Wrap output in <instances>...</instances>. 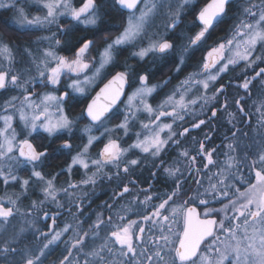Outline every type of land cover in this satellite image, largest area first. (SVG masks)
Masks as SVG:
<instances>
[{"label":"snow or ice","instance_id":"6c2138e0","mask_svg":"<svg viewBox=\"0 0 264 264\" xmlns=\"http://www.w3.org/2000/svg\"><path fill=\"white\" fill-rule=\"evenodd\" d=\"M192 2L177 0L175 10L168 14L166 30L179 27L182 11ZM231 3L232 0H209L195 13L198 30L188 37L181 49L179 59L175 61L177 72L184 65L185 57L190 59V52L195 55L211 39L212 32L227 20ZM114 4L127 10V26L114 40L106 41L104 47L97 50L96 57L92 56V50L96 49L95 36L84 35L75 39L74 34L80 31L95 33L102 22V0L100 3L98 0H82L79 7H73L70 0H47L43 5L47 9L43 19L38 16L29 18L23 8L17 7L16 0H3L0 8L14 11L15 23L21 27L57 24V31L46 38L50 46L43 50L39 60L27 49L25 55L35 64L40 80L55 87L60 84L62 75L71 74L76 78L68 87L83 94L85 88L82 85L94 81L108 66H113V69L118 66L117 58L122 46L134 45L147 36L153 17L162 7L156 0H114ZM141 4L142 8L138 7ZM63 15L70 17L67 29L58 24V17ZM62 41L64 50L70 51L73 58L59 55L54 50L61 46ZM258 44L264 49V0L260 3L247 0L229 38L208 50L199 71L182 82L184 92L193 83L200 85L198 98H189L186 103L184 92L176 90L155 109L148 103V97L169 81L165 80L162 85L153 84L150 70L134 68L126 63L123 70L116 71L108 84L87 104L84 116L90 124L82 129L87 139L72 155L74 121L64 110V105L75 97L65 90L59 95L46 93L32 101L31 94H24L32 82L27 78L30 69L12 71L15 66L13 47L0 42V59L9 66L7 70L0 68V91L14 88L24 94L19 106L15 104L18 97L13 96L7 101L3 106L4 112L7 113L9 107L16 108L27 129L24 138L17 140L12 126L13 115L0 116L4 122L0 127V161L4 162V166H0V180L5 185L18 184L21 189L20 195L8 196L6 201L0 197V264H47V250L62 241L64 234L69 232L68 247L57 264H264V119L259 125V140L254 138L251 146L241 144L240 139L247 137L248 133L236 127V123L243 124L250 115L246 111L245 98L250 94L254 80L259 78L258 82L264 84V67H259L254 75L239 78L235 86L240 91L233 97L234 112L228 111L227 101V88L232 81L228 85L215 84L242 61L245 71L257 61H264V57L254 55ZM176 47L170 39H149L147 46L138 47L132 55L139 61H144L150 54L167 58L174 54ZM130 79L138 86L127 97L123 120L114 129L104 127L101 121L117 103ZM113 85H117L115 90ZM210 86L212 94L208 95ZM217 97L223 98V103L210 109L207 120L194 118L191 129H200L202 125L211 129L210 121L217 118L218 111L223 109L227 112L228 122L233 124L232 139L226 145L227 159L222 164L213 157L216 148L206 146L205 141L211 139L210 135L205 133L204 140H196L190 136L189 127L179 124L173 127L176 121H184V113L189 111L190 105L202 100L206 106ZM102 99L105 101L103 104L100 103ZM49 102H55V113L50 111L52 104ZM256 110L264 117V99L260 100ZM141 111L151 119L140 122L143 131L135 133L134 143L122 147L120 141L111 135L105 137L106 143L101 140L104 133H113L117 129L127 135L130 122ZM161 117H172V123H161ZM97 126L103 128L101 136L93 134V128ZM41 131L47 133L49 145L38 148L27 137ZM165 132L166 135L162 136ZM98 141L103 143V147L91 156L90 149ZM190 141L196 143L194 152L184 147ZM173 145L178 151L175 159L168 155ZM136 149L139 154L133 152L129 156V152ZM57 155L70 156V162L59 173L46 175L42 167ZM198 157L202 160L200 168L196 167ZM21 165L30 171L29 178L19 177L12 170ZM208 165L219 169L213 173L216 183H210L203 192L199 188L190 189L185 183L186 177L193 172L199 176L201 168L206 169ZM74 168L77 172L83 170L82 178L78 182L68 180L65 185L57 186V176H71ZM145 168L149 176L142 181L136 174ZM244 169H249L252 175L241 191L236 183L244 184L241 175ZM158 176H163L166 182L171 180L168 191L160 193L154 189L152 181H156ZM102 180L115 184L112 196L103 204L107 214L99 210L89 213L86 211L92 202L89 188H94ZM195 183L199 185L200 181L197 179ZM30 188H38L40 198L32 200L28 197L30 203L22 211L19 202L22 196H27ZM230 191L235 198L229 196ZM217 196L220 197L219 209L209 199ZM45 204H55L57 210L64 209L75 223H65L58 231L51 232L36 228L37 220H51L52 225L56 224V216L45 210ZM134 209L138 219L132 218ZM229 211L233 212L231 217L228 216ZM59 214L57 211L56 215ZM221 214L223 218L217 219ZM16 218L24 220L18 229L14 223ZM226 220L229 221L227 224ZM85 224L87 228L82 227ZM174 224L181 225L179 231L173 232ZM29 229H34V238L44 237L38 247L25 246V233ZM221 235L225 237L223 241L220 240ZM206 239L208 243L201 250L200 245Z\"/></svg>","mask_w":264,"mask_h":264},{"label":"trees","instance_id":"16d2710c","mask_svg":"<svg viewBox=\"0 0 264 264\" xmlns=\"http://www.w3.org/2000/svg\"><path fill=\"white\" fill-rule=\"evenodd\" d=\"M24 1V3H23ZM0 2H3L0 1ZM101 0H98L100 3ZM158 5H162L157 10L156 15L154 16V21L158 23V27H149L152 33H148L147 36L137 41L134 45H126L122 46L120 53L117 58L118 66L113 69V66H108L99 74L96 80L93 82L94 84L86 89V91L81 93H75L69 86L73 79L64 78L59 86L56 89H52L49 85H45L44 81L40 80L38 72L35 70V64L31 62L30 58L25 55V50H29L32 52L33 56L39 60L42 57V52L44 49L50 46L49 39L47 37H52L53 33L57 31V24L47 25V26H34V27H21L15 23L16 13L12 10L0 8V42L10 44L13 47L14 55H15V66L12 68V71L23 72L27 67L30 69V75H27V78L32 80V82L28 85V92L24 94H31V97L34 99L40 98L45 93L53 92L55 95L61 94L63 91L67 90L72 96L75 97L74 100L66 102L64 105V110L71 116L74 121V127L72 132V143H73V151L72 155H75L76 150L86 142V135L82 132V129L90 124V120L84 116V110L92 99V97L96 94V92L110 79L115 75L116 71L123 70L125 64H130L134 68L143 67L145 69H149L151 72V83L152 82H163L169 79V84L173 88L175 84H180L182 79L184 78V70L189 73L191 66L189 65L191 62V58L188 56L185 57L184 65L181 67L179 72L176 71V63L179 59V54L183 46L187 43L188 37L193 35L195 30V13L200 10L203 6H205L209 0H193L192 4L185 7L181 14V23L178 28L173 30L169 34V30L165 29V24L168 22L167 17L170 11H174L177 5V0H156ZM247 2V0H234L230 7L228 18L224 23L220 24L219 27L213 32V38L215 43H218L217 40L220 38L229 37L231 34V30L233 26L237 23L238 16L240 15L241 8ZM254 3H260V0H253ZM70 3L73 7H79L82 4V0H70ZM17 7H21L26 10V15L29 18H34L35 15L39 17H43L45 15V8L39 7L35 3L28 5V0H16ZM24 7H22V5ZM143 5L139 6L142 7ZM102 22L98 25L95 33L80 31L74 34L75 39H79L84 35L95 36V44L96 49L92 50L93 57L97 56V50H100L104 47L105 42H111L117 36H119L127 26L128 20V12L120 9L119 6L114 4V0H102ZM70 21V17L67 15L58 17V24L63 26L65 29L70 27V24L67 23ZM154 22V23H155ZM74 23V22H73ZM155 23V24H156ZM153 24V23H152ZM190 26H194V30L191 29ZM83 27V26H80ZM148 28V29H149ZM147 29V30H148ZM186 29L189 30L188 34L186 33ZM156 30H158L156 32ZM165 38L170 39L175 45H177L176 50L170 58H160L157 56H152L150 54L149 57L145 58L144 61H139L137 57L132 55V52L135 51L140 46H147L149 39L151 38ZM179 48V49H178ZM54 50L59 54L66 56L68 58L72 57V53L70 51L64 50L63 41L61 46L54 48ZM189 56L190 53H189ZM192 57V56H191ZM2 59H0L1 61ZM155 61L153 65L149 66L150 62ZM0 65V68L8 69V64L6 61H3ZM247 74V73H246ZM35 77V79H32ZM131 83L129 88L127 89V96L122 103V105L114 111L113 114L110 115L108 119L103 121L102 125L106 128L111 129L112 126L120 123L123 120V107L126 105L127 97L134 91V87L138 86V84H134V81L130 79ZM44 83V84H43ZM162 92L161 95L164 96ZM20 89L9 88L7 91H0V113L4 112L3 106L9 101L13 96L18 97L15 101L17 106L23 100V95ZM9 114L16 116L17 110L16 108L9 107ZM116 114V115H114ZM114 118V119H113ZM16 119V117H15ZM19 124L18 119L14 122V127L17 128ZM99 126L93 128V134L99 136L103 132V128H99ZM112 133H104L101 136V140H104L106 143L107 140L105 137H108ZM33 139H37L38 142H41V135L34 134ZM49 145V138L44 141V144L41 147H45ZM103 143L94 144L92 149H90V155L94 156L93 149L97 147H101ZM58 146V145H57ZM70 162V156L68 155H57V158L47 162L50 168L54 169L51 173H58L61 169L66 166ZM0 166H4L2 161H0ZM10 167V165H8ZM63 166V167H61ZM59 167V168H58ZM73 179L78 181V177L76 172ZM4 188V191L2 189ZM15 187H13V183H9L5 185L2 180H0V197L2 196L4 199H7L8 196L14 195Z\"/></svg>","mask_w":264,"mask_h":264},{"label":"flooded vegetation","instance_id":"af4514ba","mask_svg":"<svg viewBox=\"0 0 264 264\" xmlns=\"http://www.w3.org/2000/svg\"><path fill=\"white\" fill-rule=\"evenodd\" d=\"M194 22L196 24V15H195ZM155 23L152 24V27H158L159 24L158 23L155 24ZM190 27H191L190 31H191V29L194 30V26H190ZM195 30L196 31L198 30L196 28V25H195ZM147 31H148V33L149 32L152 33L150 28ZM157 31L158 30H156V32ZM172 31L173 30H169V34ZM188 31L189 30L186 29L185 34H188ZM227 38H229V37H226V39ZM226 39L220 38V40H217V41L219 43V42L226 40ZM216 44L217 43H215V41H214L213 32H212L211 39L208 40V43L206 45H204L198 51H196L195 55H191V52H190V55L192 56L191 62L189 64L191 66V69L189 70V73H187L184 70L183 73L185 76L181 82L185 81L189 76H192L199 71L200 65L203 62V60L205 59L208 50H210ZM254 55H260V56L264 57V49H261L260 46L257 47V51H256V53H254ZM157 57H159V56H157ZM168 58H170V56L167 57V59ZM154 62H155L154 60H153V62L151 61L149 66L153 65ZM243 64H244V62L242 61L241 65H238L234 71L231 70V68H230V71L228 73L223 74L221 76V78L218 80V83H215L216 85H219L221 83L228 85L229 81H232V84L227 88V101H228V105H229L228 111H233V112L235 111V108L233 107V97L237 91H240L235 86L236 83L238 82L239 78L243 75H249V76L254 75V73L259 70V67H264V61H257L256 64L247 68L245 71L244 67H242ZM212 71L214 72L215 69H212ZM258 80H259V78H257V80H254L252 82V84L250 85L251 92L245 98L247 100L246 111L249 112V114H250L247 121H245L243 124L236 123L237 128L248 133L247 137H242L240 139V142L242 145L247 143L248 145L251 146L254 138L257 141L259 140V125H260L262 119H264V117H261V113L258 112L256 109L260 106V100L264 99V84L259 83ZM168 81H169V79H168ZM163 82H155L154 81L152 83L162 85ZM181 82H180V84H175L173 88L171 87L169 82L166 85L157 88V90L154 92V94L151 96V98L148 99V103H150L154 109L157 108L167 98L168 95L172 94V91H175L176 89L180 90V88L182 87ZM130 83H131V81L128 82L127 89L129 88ZM191 88H193V90L191 91V93H189L188 99L189 98H192V99L198 98V96L201 93V86L196 85L194 83ZM166 90H167V92L164 93V96H162L161 93L165 92ZM211 94H212V86H210L208 89V95H211ZM126 96H127V92H126L125 98H126ZM125 98H124V100H125ZM124 100H123V102H124ZM123 102H121V104L114 111H116L122 105ZM222 103H223V98H221V97H217L216 100L210 101L208 103V105H206V106H204V102L201 100L198 104L189 108V111L184 113V116H185L184 121H176V123L173 124V127L176 128V126L179 124L182 127H189L191 129V124L194 122V118L198 117V118H203V119L207 120V114L209 113L210 109H212L214 106L221 105ZM114 111L112 112V114L114 113ZM222 112H223V115L221 114ZM109 117L110 116H108L107 118L102 120L101 124L103 123V121H105ZM122 118H124V116ZM150 119L151 118L148 116V114L146 112L145 113L144 112L143 113L138 112V113H136V119H134L130 122V125H129L130 131L128 132L127 135H123L122 130L117 129L115 132H113L111 134V136L113 138L118 139L119 141L121 140L122 142H120V143H121L122 147H128V145L135 142V138H136L135 133L143 131L140 127V122L141 121L147 122ZM228 119L229 118H228L227 112L224 111L223 109H221L217 113V118L210 121V124L212 126L211 129L209 128L208 125H202L200 129H191V131H190V136H194L196 140H204L205 133L210 135L211 139L205 141L206 146L209 149L210 148H216V152L213 153V157L220 164H222L227 159V157L225 155V153L228 152L226 145L232 139L231 129L233 127V124L229 123ZM160 122L161 123H165V122L172 123V117H161ZM115 126H112L111 129H114ZM17 128L19 129L18 132L20 133V137H21V135L24 136L26 130L23 131V127L20 124V121H19ZM15 129H16V127H15ZM38 135H41V138H40L41 142L40 143L38 142L37 139L32 138L34 135H32L30 137V140L38 148H43V147H41V145L44 144V141L48 138V136L45 134H42V133H38ZM100 135L101 134L99 133V136ZM161 135L162 136L166 135V132L162 133ZM237 136H239V132L237 133ZM226 137L228 139H226ZM185 139H187V138H185ZM45 147H47V146H45ZM102 147H103V145L101 147H97V148L93 149L94 156L102 149ZM184 147L187 148L190 152H194L196 149V143H195V141H190L189 143L185 144ZM252 150L254 151L255 149L253 148ZM133 152L139 154V150L136 149V150L130 151L129 156L133 155ZM168 155L172 159H175L178 157V151H177L175 145L172 146V149L169 151ZM233 155H236V154L233 153ZM201 163H202V160L200 157H198L196 167L200 168ZM66 166H64V167H66ZM50 167L51 166H49L46 163L42 167L41 170L44 171L45 174L47 175V174L54 171V169L53 168L51 169ZM61 167H63V166H61ZM14 168L16 170L18 169L16 167H14ZM218 171H219V169L217 167H215L214 165H208L206 169L201 168L199 176H197L196 172H193L191 176H187L185 179V183L190 189L199 188L200 191L203 192L204 189L209 187L210 183H216L217 178L215 176H213V173L218 172ZM73 172H76L77 175H75V176L78 177V181H79L82 178L83 170H81L80 172H77L76 169L74 168ZM74 174L75 173H72L71 176H63V175L57 176V178H56L57 186L65 185L66 181H68V180L78 182L77 180L73 179ZM17 175L19 177H22V178H29L30 171L25 170V167H24L23 169H21L18 172ZM136 175L140 176L141 180L143 181V180L148 178L149 173H148L147 169L145 168V169H142L140 172H138ZM241 175L244 177V184L236 183L235 181L233 183H236V187H239L241 189V191H243L244 187L247 185L249 178L251 177L252 173L249 169H244L242 171ZM197 179L200 181L199 185H197L195 183V180H197ZM252 182H254V181H252ZM152 183H153L154 189L160 193L168 191L170 186H171V180H167V182H166V180L163 176H158V179L156 181H152ZM201 185H202V187H201ZM13 187H15V192H14V195H10V196L15 197L17 195H20L21 189H20L19 185L13 184ZM2 189L4 191L3 187H2ZM93 189L94 190L92 191V188H89V190L92 191V192L89 191V195L91 196L92 202L87 206L86 211L89 213L96 211V210H99L101 212H105V210L103 208V204L105 201H108L110 199V197L112 196L113 190L115 189V184L112 182H109V181H103L102 180V181H98L97 185ZM229 196H232L233 198H235L234 193L231 191L229 192ZM28 197H30L32 200L40 198L39 189L38 188H30L27 196L21 197V200L19 202V206L21 207L22 211L25 208H27L29 203H30V200ZM209 199H210V203L213 204L217 209H219L221 207V204L219 202V200H220L219 196H217L215 199H212L211 197H209ZM226 202H227V200H225V203ZM201 207H203V206H201ZM45 210L49 211L50 215L56 216V224L55 225H52L51 220H47V221L37 220L36 221L35 227L40 228L45 232L58 231L60 228L64 227L65 223H75V220L69 215V213L67 211H65L64 209L57 210L55 204H45ZM57 211H59V213H60L59 215H56ZM134 213H135V209L133 210V213L131 214L132 218L138 219V216ZM105 214H107V212H105ZM232 215H233V212L229 211L228 216L231 217ZM222 218H223V214H221L219 217H217V219H222ZM93 219H94V217H93ZM240 220H243V217H241ZM228 222L229 221H227V220L225 221L226 224ZM14 223L16 224L17 229H18V227L20 225L24 224V220H22L20 218H16L14 220ZM233 223H239V221H234ZM180 226H181L180 224L172 225L173 232L179 231ZM82 227L87 228V225L86 224L82 225ZM145 227L147 230V225H145ZM33 232H34V229H29V231H27L25 233L26 239L24 240V244H25V246H27L29 248L38 247L40 244V241L44 240V237H39L38 239L34 238ZM70 236H71V232L65 233L63 238H62V241L57 242L56 244L50 246V249L47 250V252H48L47 264H57L58 260L61 258L62 254L65 252L66 248L68 247V243L66 241L69 240ZM208 239H211V238H208ZM224 239H225V237L223 235H221L220 240L223 241ZM207 243H208V240L206 239L200 246L201 250H203L205 248ZM217 243H219V241Z\"/></svg>","mask_w":264,"mask_h":264},{"label":"rangeland","instance_id":"374dc122","mask_svg":"<svg viewBox=\"0 0 264 264\" xmlns=\"http://www.w3.org/2000/svg\"><path fill=\"white\" fill-rule=\"evenodd\" d=\"M0 1H2V0H0ZM45 2H47V0H28V5L29 4H32V3H35L37 6H41V7H44L43 5H44V3ZM23 3H24V1H23ZM22 5V7H24V5L23 4H21ZM45 8V7H44ZM142 8V7H141ZM24 12L26 13V10L24 9ZM46 12H47V9L45 8V14H46ZM138 14V13H137ZM38 15H35L34 17H37ZM45 16V15H44ZM43 16V17H44ZM39 17V16H38ZM43 17H40L41 19H43ZM152 23L154 24V17H153V20H152ZM152 23H151V25H152ZM145 38V37H144ZM144 38H142V39H144ZM141 39V40H142ZM146 39V38H145ZM151 39H156V38H151ZM140 41V40H139ZM260 45L258 44L257 45V47H259ZM92 56H93V54H92ZM71 58H73V57H71ZM71 58H69V59H71ZM2 63H4L3 62V60H1L0 61V65L2 64ZM217 66H219V65H217ZM66 77H68V78H71V79H75L76 77H74L73 75H71V74H67V75H62L61 76V80H60V83H61V81L64 79V78H66ZM98 77V76H97ZM97 77H95V79H94V81L96 80V78ZM94 81H92V82H90L89 84H87V85H82L84 88H85V91H86V89L88 88V87H90V86H92L94 83ZM45 83V82H44ZM43 83V84H44ZM182 83V82H181ZM215 83H218V80L215 82ZM194 84V83H193ZM45 85H49V87L50 88H52V89H56L58 86H52L50 83L49 84H46L45 83ZM182 85V84H181ZM176 90H179V89H176ZM175 90V91H176ZM193 90V88H190L187 92H184V87L182 88H180V90H179V92H184V95H185V102L187 103L188 102V95H189V93H191V91ZM175 91H172V94H174V92ZM49 93H51V94H53V95H55L53 92H49ZM46 94V93H45ZM154 94V93H153ZM152 94V95H153ZM44 95V94H43ZM43 95L42 96H40V98H42L43 97ZM32 98V101H37V99H34L33 97H31ZM149 98H151V96L150 97H148V99ZM177 99H179V95H177ZM49 103H51L52 104V107L50 108V111L52 112V113H55V107H54V103L55 102H49ZM21 104V103H20ZM126 105L123 107V113H124V115H125V111H126V106H127V100H126V103H125ZM194 105H190L189 106V108H191V107H193ZM29 112H30V110H29ZM139 113H143V111H141V112H139ZM145 113V112H144ZM5 114H9V110H8V112L7 113H5V112H3V113H0V116H2V115H5ZM16 119H18V121H20V119H19V113L17 112L16 113ZM15 117L13 116V121H12V126H13V128L15 129V127H14V122H15ZM3 120H0V127H3ZM20 124L22 125V127H23V131H25L26 130V132H27V129H25L24 128V123L22 122V121H20ZM15 131H16V133H17V140H19V139H21V138H24V136H22L21 135V137H20V133L15 129ZM25 132V133H26ZM39 133H42V134H45V135H47V133H44V132H39ZM34 134H37V133H33L32 135H34ZM31 135V136H32ZM31 136H28L27 138L28 139H30V137ZM20 137V138H19ZM120 142H122L121 140H120ZM3 164H4V162H2ZM12 163H14V162H12ZM10 167H11V165H10ZM25 166H23V165H21L20 167H18V169L16 170L14 167L12 168V170L13 171H15L16 172V174H18V172L21 170V169H23ZM94 189L92 188V191H93ZM90 192H92L91 190H89ZM7 200V199H6ZM5 200V201H6Z\"/></svg>","mask_w":264,"mask_h":264},{"label":"water","instance_id":"95a60500","mask_svg":"<svg viewBox=\"0 0 264 264\" xmlns=\"http://www.w3.org/2000/svg\"><path fill=\"white\" fill-rule=\"evenodd\" d=\"M233 1V0H232ZM140 5H138V7H139ZM124 10V9H123ZM124 11H127V10H124ZM112 78H110L97 92H96V94L92 97V99L93 98H95V96L100 92V90L102 89V88H104V86L106 85V84H108V82L111 80ZM127 87H128V83H126L125 85H124V88H123V91H122V94H121V96H120V98H119V100L117 101V103L112 107V109H111V111H109L106 115H105V117L103 118V120L105 119V118H107L108 116H110V114L121 104V102H123V100H124V98H125V95H126V92H127ZM117 88V85H113L112 86V89L113 90H115ZM91 99V100H92ZM91 100L89 101V103L91 102ZM100 103L101 104H103V103H105V101L102 99L101 101H100ZM201 246V245H200Z\"/></svg>","mask_w":264,"mask_h":264},{"label":"bare ground","instance_id":"6f19581e","mask_svg":"<svg viewBox=\"0 0 264 264\" xmlns=\"http://www.w3.org/2000/svg\"><path fill=\"white\" fill-rule=\"evenodd\" d=\"M111 114H112V113H111ZM111 114H110V115H111Z\"/></svg>","mask_w":264,"mask_h":264}]
</instances>
